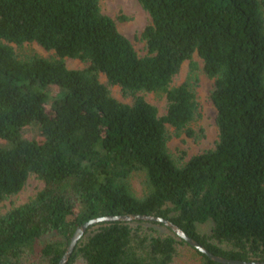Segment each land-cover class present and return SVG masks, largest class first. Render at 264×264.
<instances>
[{"label": "trees", "instance_id": "1", "mask_svg": "<svg viewBox=\"0 0 264 264\" xmlns=\"http://www.w3.org/2000/svg\"><path fill=\"white\" fill-rule=\"evenodd\" d=\"M138 1L151 16L143 56L100 0H0V210L30 174L44 182L0 211V264H59L79 225L125 213L168 218L216 255L264 261V0ZM33 42L55 55L13 47ZM67 58L86 65L69 68ZM186 60L213 80L218 139L179 164L167 124L194 135L198 112L188 83L171 86ZM100 74L133 102L112 96ZM140 91L165 94L166 113ZM35 122L41 140L23 136ZM182 257L224 264L143 220L90 226L66 264Z\"/></svg>", "mask_w": 264, "mask_h": 264}, {"label": "rangeland", "instance_id": "2", "mask_svg": "<svg viewBox=\"0 0 264 264\" xmlns=\"http://www.w3.org/2000/svg\"><path fill=\"white\" fill-rule=\"evenodd\" d=\"M100 4L103 12L116 20L119 30L130 39L139 55L147 54L146 44L141 34L144 28L151 23V16L141 3L138 0H100ZM122 15L126 16L127 19H118ZM13 47L20 57L39 54L46 58H52L55 55L54 51L46 50L34 42L25 43L21 46L14 44ZM194 60L199 65L202 64V59L197 54L194 55ZM66 63L72 69L83 68L86 65L84 62L73 58H67ZM100 80L107 84L111 95L116 99L125 103L133 102L134 97L132 95L125 94L119 85H109L103 74H100ZM184 82L188 83L196 93L198 112L189 125L194 135H188L184 130L177 131L173 126L167 124L168 147L179 164L185 163L192 155L214 147L218 139L216 110L210 97L213 80L207 78L201 68L191 70V63L186 60L182 64L179 73L174 77L171 86H177ZM137 95H143L147 101L154 104L158 109L159 115L166 113L167 99L165 94L140 91ZM23 136L41 140L40 124L36 122L32 124L24 130ZM131 184L136 194L142 195L144 193L141 178L138 176L134 177L131 180ZM43 187V180L34 173L30 174L21 191L3 200L1 213L3 214L12 207L26 202ZM201 228L204 229L207 226L203 225ZM184 260L185 257H182L180 264H183Z\"/></svg>", "mask_w": 264, "mask_h": 264}, {"label": "water", "instance_id": "3", "mask_svg": "<svg viewBox=\"0 0 264 264\" xmlns=\"http://www.w3.org/2000/svg\"><path fill=\"white\" fill-rule=\"evenodd\" d=\"M135 220H143V221H154L158 223H162L169 227L174 233H176L179 237L187 241L191 246L195 247L199 251L205 253L212 260L224 263V264H264V261H247L240 259H230L224 256L216 255L207 249L204 245H202L195 238L190 236L185 230H183L179 225L174 223L172 220L158 216L153 214H143V213H125V214H115V215H104L91 218L81 225H79L74 231L70 243L67 246V249L63 256L61 257L59 264H66L75 249L78 241L83 235L86 233L90 226L98 224L100 222H110V221H135Z\"/></svg>", "mask_w": 264, "mask_h": 264}]
</instances>
